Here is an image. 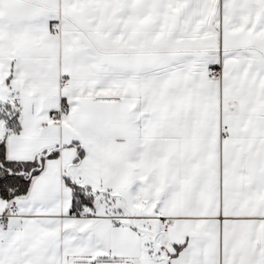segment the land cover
Returning a JSON list of instances; mask_svg holds the SVG:
<instances>
[{
  "label": "snow or ice",
  "instance_id": "1",
  "mask_svg": "<svg viewBox=\"0 0 264 264\" xmlns=\"http://www.w3.org/2000/svg\"><path fill=\"white\" fill-rule=\"evenodd\" d=\"M0 264H264V0H0Z\"/></svg>",
  "mask_w": 264,
  "mask_h": 264
}]
</instances>
